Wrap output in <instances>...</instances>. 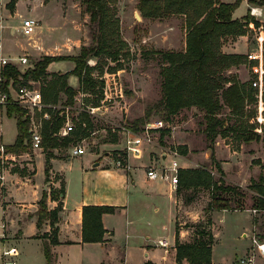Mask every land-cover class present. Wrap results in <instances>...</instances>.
I'll return each mask as SVG.
<instances>
[{"label": "trees", "instance_id": "obj_1", "mask_svg": "<svg viewBox=\"0 0 264 264\" xmlns=\"http://www.w3.org/2000/svg\"><path fill=\"white\" fill-rule=\"evenodd\" d=\"M47 1V0H45ZM119 0H81L85 11L90 15L91 42L83 45L80 52L75 55H45L42 59L34 62L25 70L14 65H6L0 69L3 87L8 90V85L14 81L15 86L21 82L33 79L42 83L41 91L46 104L42 112H37L36 117L41 122L43 136V149L46 155L47 180L52 168V158L63 157L62 148L72 147L80 137L88 136L93 129V121L89 113L82 112L72 115L75 129L68 136H60L58 133L66 122V108L56 109L52 105H58L61 93L68 97L67 105H74L76 94L81 91L84 94L94 96L93 103L100 105L104 98V80L101 75H95L94 71L101 66V73L109 59L117 61L112 70L122 68V52L126 51L128 42L121 34V19L117 12ZM144 15L153 18H164L171 15H181L185 18L186 48L184 50H158L162 57L161 75L163 78V97L156 103L157 111L163 115V119L170 124L172 117L185 108L197 107L204 112L206 127L204 133L208 140L211 139L212 162H215L217 171L221 177L208 168V165L195 168L180 167L178 170V191L182 193L185 202H190L196 197V193H188L191 189H209L211 200L207 207L205 217L187 226L194 227V237L190 242H181L179 238V225H177V260L181 262L187 259L190 264H213L214 234L211 229L212 215L216 210H237L247 208V193L241 186L227 183L222 164L216 160L214 154V142L220 135L228 138L229 132L245 142L261 139L262 135L256 128V123L251 121L257 115L259 91L255 81L259 76L254 73L248 81H242L238 73L231 70L242 64L250 63L258 65V61L249 60L247 54L227 53L223 46L231 38L247 34L250 23L254 21L259 27L261 22L251 14L243 18H235L234 11L242 0L225 2L222 0H141ZM251 3L264 4V0H249ZM17 0H11L7 7L13 12ZM264 27V25H263ZM97 58V65H90V58ZM73 61L74 68L65 73H50L49 65L54 61ZM75 75L80 80V90H76L69 83V78ZM9 116L16 117L17 136L12 144H7V151L16 157L25 153H32L31 146V118L27 110L16 105L5 106ZM224 108L230 110L228 119H223L220 113ZM45 112L50 113L51 118L43 117ZM152 109L147 108L145 116L139 117L128 124L135 130H139L143 124L151 119ZM171 132V126L161 129V140L166 133ZM118 136L109 139L117 142ZM229 143V142H228ZM181 154L187 153V146L178 149ZM126 153L122 152V159ZM18 165V164H17ZM19 166V165H18ZM14 167V172L22 175L28 174L27 166L24 168ZM33 173V172H30ZM253 188L261 197H253V208L264 210V175L253 184ZM65 193V186L58 192ZM54 197V191L51 193ZM49 194L44 192L40 200L38 210V227L42 228L44 222L49 220L53 227L52 235L46 236L49 241L45 242V255L48 264H52L51 245L58 244L59 213L63 208L59 204L55 209H49L47 199ZM117 209L114 205H85L83 207V241L104 242L107 229L103 223L104 213H113Z\"/></svg>", "mask_w": 264, "mask_h": 264}, {"label": "rangeland", "instance_id": "obj_2", "mask_svg": "<svg viewBox=\"0 0 264 264\" xmlns=\"http://www.w3.org/2000/svg\"><path fill=\"white\" fill-rule=\"evenodd\" d=\"M73 2H76L78 6ZM73 2L72 0L67 1V10L65 13H63L62 10L63 4L59 0H55L48 8L38 5L37 13L47 16L43 18L42 21L40 20V26L35 27L32 34L29 36L20 32V28L19 31L17 30L19 36L23 38V40L29 38V41L34 42V40H38L43 44L38 45L35 43L36 45L33 47H35L37 51L33 53L27 49L18 50V54L24 52L29 53L26 54L29 58V65H33L34 62L42 59L45 55L78 54L81 46L90 44L92 40L89 28L90 17L88 21H86L88 12L85 11V7L81 3V0H73ZM26 3V0H22L20 3L22 15L27 13L24 12V5ZM80 3L82 5L81 9L79 8ZM2 6L0 0V13L2 12ZM141 8V0H119L117 3V12L121 19V34L128 42V47L126 51L122 52V68L112 70V68L117 65V61L109 59V64L105 65L103 73H101V66H103V64H99L97 66L98 69L94 71L95 75L102 74L101 78L105 82L104 95L106 88L111 98L104 103H102L101 100L100 107L97 108L96 113L92 115L89 114L94 123L93 129L89 132V135L82 138L80 137L76 140V142H82L86 146L87 154L85 153L83 156L73 157L72 159L67 158L65 161H57L52 166V170L61 171L64 175L65 192L68 191L72 198L78 199L79 196L82 195L84 191L83 182L85 180L87 182L85 187L88 188L89 193H93L98 189H96L95 184H93V179H96L94 172L92 173V177L89 176L87 179L84 178V164L86 159H95L94 156L98 154L105 155L106 152H110L111 159L108 164L115 166L113 168H119L116 166L115 161L118 158H122L125 145L122 141V134L118 130V125L128 124L139 117L145 116L148 107L152 109L151 119L164 118L163 115L157 111L156 107V103L163 97V78L161 75L162 56L157 53V51L160 50L157 48V18L144 15ZM243 11L244 8L239 10V12ZM136 13H139L141 18H139ZM31 16H35V14H31ZM48 20L51 22L50 25L56 29L55 31H51L48 28L46 24ZM19 23L22 24L21 21ZM262 30H264V28ZM158 33H160V31ZM69 36L72 38H68ZM166 37L167 41L171 39L169 41L170 44H175V47L181 48L183 32L180 29L177 30L174 36L166 35ZM249 60L251 61V59ZM88 62L90 65L96 66L97 58L92 57ZM74 64L75 63L70 60L55 61L51 63L50 68L56 71L52 72L49 69L48 71L50 73H65L73 69ZM21 67L22 69H26L27 66L21 65ZM240 69L241 71L238 72L239 75H242L240 78L251 79L254 73H258V65L253 66L250 63L242 64ZM114 73L117 75L113 76L112 74ZM69 83L76 90H80L79 77L72 75L69 78ZM37 86L41 88L42 83L37 81ZM67 101V95L61 93L58 107L61 109L66 108L68 111L70 110L71 116L82 113L83 111L80 109L82 106H99L93 103V95L84 94L81 91L76 94L74 105L65 106ZM260 106L259 114L257 113V115H254L251 121L258 126L256 131L261 133V139L245 142L240 140L236 136V133L229 132L230 136L228 138L219 135L216 142L213 144L216 160L222 164L226 182L241 186L244 191H246L247 207L253 205V197H261L253 188V184L259 181V178L264 175V101L260 103ZM229 113L230 110L224 108L220 116L223 119H228ZM257 116H260L261 121H258ZM170 124L176 126L175 133H166L161 140V131H158L156 133V145L158 147L160 146L161 150L168 151L171 154H173L172 150H178L180 147H183V145H186L187 153L185 156L189 159L188 165L190 166L185 168L208 165V168L216 177H221V174L215 167V162H212L211 159V139L208 140L204 133V128L206 127L204 112L197 107L185 108L172 117ZM16 134V117L9 116L5 106H0V142L13 143L16 140ZM115 135L118 136L117 142H109V139H112ZM218 139L224 140L221 146L216 144ZM186 140L189 141L188 144H184ZM70 151V147L62 148L59 153H62L63 157H67L71 155ZM159 156L160 154L158 153L157 157ZM36 161L38 171L35 186L39 190L43 187L45 177L47 178L46 160L41 152H39ZM8 162L9 168L4 171L5 179L3 182L0 181L1 186L4 184L3 187L9 182V173L13 171L12 169L14 167L19 165V168H24L25 158L23 155L20 156V158H14L12 154H10ZM223 162L226 163L227 170H225ZM90 170H92V168ZM124 170L129 171L127 169ZM49 177L48 180H50ZM139 184V187L142 186V183L139 182ZM143 185L147 186V183ZM130 190L133 191V187H131ZM53 191L55 192L54 187L44 192L51 194ZM189 191L192 194L196 193L194 196L197 197V199L187 207L181 204L182 206H179V215H181L182 221L187 219V221H190L191 218H193L191 221H197L201 215L206 214L207 207L211 200V191L202 188L191 189ZM182 193L185 195L187 192L183 190ZM14 194L18 198L32 199L35 197V193L32 190L15 191ZM55 196L58 197V194H55ZM139 203L138 205H142L141 201H139ZM142 209L144 210L141 206L136 207L132 209V212L136 216H140L143 214V211H141ZM255 211H253L254 216L264 222V210ZM144 214L148 216L147 218L149 220L142 221L143 223L141 222L138 228L142 231L145 230L151 233L153 240L161 234L159 228H156V224L158 221L160 222L166 219L167 210L162 209V211L158 213L155 211V208L150 205ZM183 216H186V218L189 216L190 218L183 219ZM5 220L7 222L6 228L9 234V223L11 221L8 217H6ZM251 222V215L245 211L219 210L214 213L213 234L215 264H233L235 261L239 263L240 258L244 257L245 254L247 256H254L256 264H264V257L261 255L257 246L251 247V249L245 253L247 246L252 245L253 242L250 235L248 237H242L241 235L244 231H247V227L250 226ZM125 226L126 219L119 220L116 229L117 234L116 236L113 235L114 244L120 246L122 248L121 250L125 249L127 242ZM256 232L264 235V228L260 231L256 230ZM41 234L53 237L52 231H41ZM133 245H137V243H131V246ZM131 252V260L134 262L141 263L145 260L143 249L140 247H132Z\"/></svg>", "mask_w": 264, "mask_h": 264}, {"label": "crops", "instance_id": "obj_3", "mask_svg": "<svg viewBox=\"0 0 264 264\" xmlns=\"http://www.w3.org/2000/svg\"><path fill=\"white\" fill-rule=\"evenodd\" d=\"M10 1L11 0H1L3 6L2 12L0 13V55L19 57L21 55L29 54L26 52L18 54V50L22 49L30 50L32 53L36 52L37 50L33 47L36 45L35 43L38 45L43 44H41L38 40H34V42L29 41V38L25 39L27 41L26 42L19 36V28L20 32H22L21 28L23 20L26 18L34 17L41 21L43 18H46V15L37 13V7L40 5L48 8V6H51L55 0H26L27 3L24 5V12L27 13L23 15L20 10V3L22 0H17L16 7L13 12L7 7V4ZM59 1L62 2V10L63 13H65L67 10L66 4L69 0ZM222 1L234 2L235 0ZM73 3L78 6L76 2ZM252 7H258V13L253 14L251 12ZM79 8H82L81 3ZM242 8H244V11L239 12ZM31 14H35V16H31ZM248 14H251L256 20L261 22V25L256 27L254 21H251V29L247 34L231 38L224 44L223 50L225 52L243 53L248 55L249 52L258 46L256 35L264 28V4L251 3L249 0H242L241 4L234 11L233 16L235 18H243ZM89 17L90 15L88 13L86 21H88ZM20 21L22 24L19 23ZM50 23L51 22L49 20L46 22L48 28L51 31H55L56 29H54ZM178 29L183 32L181 48L175 47V44H170L169 41L171 39L167 41L166 37V35L174 36ZM159 31L160 33H158ZM68 38L72 37L69 36ZM157 48L160 50H184L186 48V26L184 16L171 15L164 18H157ZM50 65L48 69L52 72L56 71L51 69ZM240 66L234 67L233 69L235 71L232 69L231 72H240ZM240 76L242 75H239V77ZM241 80L248 81L249 78H241ZM170 126L172 129L171 133L174 134L176 126L174 124H170ZM188 142L189 141L186 140L184 144H188ZM222 142H224L223 139H218L216 144L221 146ZM0 144L7 145L12 143H4L1 141ZM32 151L33 152L30 154L25 153L23 155L28 174L22 175L20 172L11 171L9 173L10 177L7 185L5 187H3L4 184H2V186L0 185V217L3 218L6 224V217H8L11 221L9 223V234L7 228L0 231V262L1 253L8 247L15 246L20 251V254L17 257L18 264H48L44 245L45 242L49 241V238L43 237L41 231L51 232L53 227L49 220L44 222L43 228L38 227L37 221L38 210L40 208L39 202L42 199L44 191L47 189L50 190L54 187V194H58L65 178L61 171L52 170L51 168L49 177L50 180L47 181V178L45 177L43 187L38 190L35 186L38 171L36 158L38 157L39 152L44 155L45 160L46 155L43 146L42 148L32 149ZM55 152L59 154L58 150H55ZM158 153L160 154L159 157H157ZM94 157L95 159L85 160V170H83L85 179L89 176L92 177V173H95L94 176L96 179H93V184H95L96 189L98 188L97 190L93 193H89L88 188L85 187L87 183L85 180L83 182L84 191L78 199L72 198L68 191L58 194V197H53L52 194L49 193V197L47 199L49 209H55L59 206V204L63 205V208L59 213V222L57 224L59 243L51 245L52 264H190L187 259H183L181 262L177 260V225H179L180 241H192L195 234L194 227L187 226V224H193L202 220L205 217V214L201 215L197 221H191L193 218H191V220L189 219L190 221H187V218L190 217L188 216L186 218V216H183V219L187 220L182 221L181 215H179V206L182 204L187 207L194 203L197 197L190 202H185L183 194L180 193L178 188L170 181H166L164 179H150L147 175L148 165L150 164L160 166L163 164H170L172 161L177 160L180 167H188L190 165H188L189 159L187 156L181 153H178V156H175L168 151L161 150L160 146L158 147L156 144L147 145L142 159L130 157V162L133 167L129 171L124 169L122 170L121 168L116 169L113 168L115 166L109 165L108 163L111 159L110 152H106L105 155L98 154ZM67 158L72 159L73 157L68 155L67 157L52 158V166L57 161H65ZM96 162H99L100 165L94 166ZM223 164L225 170H227L225 165L226 163L223 162ZM91 168L92 170H90ZM139 182L142 183V186L140 187ZM144 183H147V186H144ZM131 187H133V191L130 190ZM25 190H32L35 193V197L32 199H25L18 198L14 194L15 191L19 192ZM139 201H141L142 205H138L140 204ZM85 205H114L117 207L115 212L103 214V223L107 229V233L105 234L106 241H83V207ZM150 205L154 207L155 211L158 213L161 212L162 209L167 210L166 219L164 221H158L156 224V228H159L161 234L153 240L151 233L145 230L142 231L138 228V225H140L142 221L149 220L147 218L148 216H146L144 212H146ZM140 206L144 208V210H141L143 211V214L136 216L132 212V209ZM255 210L263 211L253 208L252 206L245 209L231 210L245 211L251 215L252 222L250 226L247 227V231H244L241 235L242 237H248L250 235L253 242L252 245L247 246L245 253H247L251 247H256L253 240L254 238L259 241H264V235L256 232V230L260 231L264 228V222L254 216L253 211ZM217 211L219 210L211 213L212 221L213 215ZM124 218L126 219L125 232L127 242L125 249L121 250L122 248L120 246L114 244L113 235L116 236L117 234L116 229L119 224V220ZM211 229L213 231V222ZM165 238L168 240L169 246H162L160 244V240ZM131 243H137V245L131 246ZM135 246L143 249L145 260L141 263L131 260V250L132 247ZM246 256L247 255L245 254L242 258H245ZM242 258H240L239 263H236L235 261L233 264H241ZM212 261L213 264H215L214 244Z\"/></svg>", "mask_w": 264, "mask_h": 264}, {"label": "built area", "instance_id": "obj_4", "mask_svg": "<svg viewBox=\"0 0 264 264\" xmlns=\"http://www.w3.org/2000/svg\"><path fill=\"white\" fill-rule=\"evenodd\" d=\"M251 12L253 14L258 13V7H252ZM37 26H40V20L36 18H26L23 20L22 32L25 35H31L33 29ZM258 46L248 53V57L251 60L258 61V80L255 81V85L258 86L259 91L257 94L258 103V114L260 112V103L264 101V30L259 31L256 35ZM6 65H14L20 67L32 66L29 65L28 55H21L19 57L9 56V55H0V69ZM26 67V68H27ZM25 70V69H22ZM116 76L117 74H112ZM108 92L105 88V95L102 99V103L110 99ZM16 104L27 110V113L31 118V146L32 149L42 148L43 136L41 131V122L37 119V112H42L45 107L51 106L44 102L43 94L41 88L37 86V81L30 79L28 82H21L19 86H15L14 81H11L8 85V90H5L3 87L2 76L0 72V105L6 106L8 104ZM84 105V104H83ZM56 109H60L58 105H52ZM99 106H82L80 107L81 111L88 112L89 114H95ZM70 111V110H69ZM68 109L66 112V122L64 126L60 129V136H68L74 129L75 124L73 116L70 115ZM44 118L50 119L51 115L48 112L43 114ZM258 121H261L260 116H257ZM170 125L163 118H153L148 120L139 130H135L129 124H120L118 125V130L122 134V141L125 145L124 153H126V158H118L115 161V164L119 168L130 170L132 164L130 162V157H136L141 159L143 157L144 150L147 145H155L157 143L156 133L161 131L164 127ZM70 154L72 157L84 155L87 152L86 146L82 142H77L73 144L70 148ZM180 153L177 150L173 151L175 156H178ZM12 154L14 158L16 156L13 153L7 151L5 144H0V181L3 182L5 179L4 171L9 168V156ZM18 158V157H17ZM12 160V159H11ZM15 164V163H14ZM180 168L179 162L177 160L172 161L170 164L148 165L147 175L150 179H164L170 181L175 187H178L179 177L178 170ZM6 229V223L3 218L0 217V231ZM3 235V233H2ZM254 243L256 244L261 255L264 257V241H259L254 238ZM162 246H169L168 240H160ZM20 251L17 247H8L1 253V262L0 264H18L17 257L19 256ZM241 264H256L254 256H246L241 259Z\"/></svg>", "mask_w": 264, "mask_h": 264}, {"label": "water", "instance_id": "obj_5", "mask_svg": "<svg viewBox=\"0 0 264 264\" xmlns=\"http://www.w3.org/2000/svg\"><path fill=\"white\" fill-rule=\"evenodd\" d=\"M136 14H137V16H138L139 18H141V16H140L139 13H136ZM98 165H100V163H99V162H96V164H95L94 166H98Z\"/></svg>", "mask_w": 264, "mask_h": 264}]
</instances>
